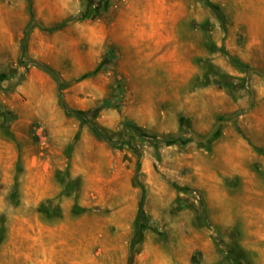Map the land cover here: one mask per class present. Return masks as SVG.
<instances>
[{
    "label": "rangeland",
    "instance_id": "1",
    "mask_svg": "<svg viewBox=\"0 0 264 264\" xmlns=\"http://www.w3.org/2000/svg\"><path fill=\"white\" fill-rule=\"evenodd\" d=\"M207 1L0 0V264H264V0Z\"/></svg>",
    "mask_w": 264,
    "mask_h": 264
},
{
    "label": "trees",
    "instance_id": "2",
    "mask_svg": "<svg viewBox=\"0 0 264 264\" xmlns=\"http://www.w3.org/2000/svg\"><path fill=\"white\" fill-rule=\"evenodd\" d=\"M27 2H28V5H29V7H30V5H31V3H30V0H27ZM204 2L206 3V4H208L209 5V3H208V1L207 0H204ZM217 13V15H218V17L221 19V20H223V16L219 13V12H216ZM58 26V25H57ZM56 28V27H55ZM26 32H27V30H26ZM25 43V40H23L22 41V44H24ZM233 61L234 62H236V63H238V65H240L241 67H244L243 66V64L241 63V62H239V61H237V60H234L233 59ZM45 72H47V73H49V74H51L53 77H55L56 78V74H55V72L48 66V65H46V64H43V63H37ZM61 102V101H60ZM61 104L63 105V103L61 102ZM78 117L80 118V122L81 123H88L89 124V126H90V128H91V130L98 136V137H100V138H102V139H105V140H107V141H110V137L96 124V123H94V121H92V120H89V119H87L85 116H83L82 114H78ZM126 126L128 127V128H131L134 132H136V133H138L139 132V130H138V128L135 126V125H133V124H126ZM177 139H179V136H175V135H173V136H167V137H164V136H162L158 141H156L154 144L156 145V144H163V143H165V142H172V141H174V140H177ZM135 180H136V182L138 183L139 181H138V178H137V176L135 175ZM139 184V183H138ZM140 185V184H139ZM143 201H144V196H143V194H142V196H141V204L143 203ZM143 218H144V213H143V209H142V206L140 207V209H139V213H138V217L136 218V222L134 223V227H135V234H136V237H135V240L133 241V243H132V246L134 245V243L136 242V239H137V234H138V223H139V220L141 219V220H143Z\"/></svg>",
    "mask_w": 264,
    "mask_h": 264
},
{
    "label": "water",
    "instance_id": "3",
    "mask_svg": "<svg viewBox=\"0 0 264 264\" xmlns=\"http://www.w3.org/2000/svg\"><path fill=\"white\" fill-rule=\"evenodd\" d=\"M249 72H256V73H259V74H261V75L264 76V72L261 71V70H259V69H249ZM237 117H238V116L236 115V116L232 117L231 119H219V120H217L216 123L212 126L210 132H209L205 137H199V136L197 135V133L194 132V131H191V132H189V133L194 137V139H195L196 141H198V142H204V141H207V140L211 137V135L215 132V130L217 129V127H218L220 124H222V123H224V122H228V121H233V120L236 119Z\"/></svg>",
    "mask_w": 264,
    "mask_h": 264
},
{
    "label": "crops",
    "instance_id": "4",
    "mask_svg": "<svg viewBox=\"0 0 264 264\" xmlns=\"http://www.w3.org/2000/svg\"><path fill=\"white\" fill-rule=\"evenodd\" d=\"M221 119H223V117H222ZM240 142H241V144H245V143H242V142H244V141H240Z\"/></svg>",
    "mask_w": 264,
    "mask_h": 264
}]
</instances>
